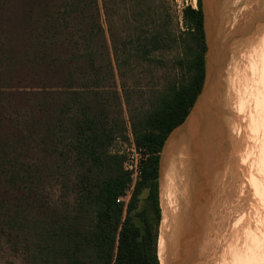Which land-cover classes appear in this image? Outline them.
Returning <instances> with one entry per match:
<instances>
[{"label":"trees","instance_id":"1","mask_svg":"<svg viewBox=\"0 0 264 264\" xmlns=\"http://www.w3.org/2000/svg\"><path fill=\"white\" fill-rule=\"evenodd\" d=\"M174 6L0 0V241L25 264H160V156L201 94L208 50L198 0L183 10L176 61L187 81L135 103L146 99L141 76L180 48ZM130 137L146 160L123 203L131 174L113 146Z\"/></svg>","mask_w":264,"mask_h":264},{"label":"bare ground","instance_id":"2","mask_svg":"<svg viewBox=\"0 0 264 264\" xmlns=\"http://www.w3.org/2000/svg\"><path fill=\"white\" fill-rule=\"evenodd\" d=\"M221 2L204 0L203 88L160 156L161 264H264V0H223L234 23Z\"/></svg>","mask_w":264,"mask_h":264},{"label":"rangeland","instance_id":"3","mask_svg":"<svg viewBox=\"0 0 264 264\" xmlns=\"http://www.w3.org/2000/svg\"><path fill=\"white\" fill-rule=\"evenodd\" d=\"M197 1L198 0H175L174 10L175 12L178 13V18L176 17L175 22L180 23V29H179L180 30V48L175 47L172 50H169L163 55H161L162 59L165 61V64L161 69H153V72H154L153 74L148 73V74H144L141 76V80H142L141 82L143 86L145 87V91H146V96H145L146 99L145 101L144 100L140 101V99H137V98L134 99L135 103L141 108L149 107V100H150L149 98H150L151 92L156 90V88L158 90L161 89L166 84V82L176 81L182 84L187 81L189 73L188 72L186 73L181 67L180 69L177 68L176 61L179 58L181 61L183 57H185L184 51L182 49V41L184 38L182 35L186 32V27L183 21V10H185L188 7H193L197 9ZM210 2L213 3V0H210ZM216 8H217V12L219 11L221 15L224 17V20H229L230 22L234 23L236 21L235 19L239 17V16H236L237 14L234 13V10L232 9V7H230L229 5L223 4V0L221 2L220 7L217 5ZM202 9L204 12V0H202ZM173 13L174 12H172V14ZM137 105H134V106L137 107ZM125 143L126 142H123L122 140L117 139L113 146L114 151L117 152L119 150H122ZM51 196L53 200L55 201L58 200L59 198L58 190L57 189L53 190L51 192ZM138 200H139L138 206H139L140 201H141L140 205L143 206V202H144V206L138 209L139 211L137 210V213L142 212L145 209L146 198H144V196H141L140 199ZM253 245L257 247L255 244ZM158 257H159V254H158ZM0 264H25V262L19 253L11 250L7 246H5V244L2 241H0Z\"/></svg>","mask_w":264,"mask_h":264},{"label":"built area","instance_id":"4","mask_svg":"<svg viewBox=\"0 0 264 264\" xmlns=\"http://www.w3.org/2000/svg\"><path fill=\"white\" fill-rule=\"evenodd\" d=\"M117 152L126 157L124 168L125 171L131 174L132 183L130 185V189L127 195L124 198L120 199L121 202L128 203L127 201H129L128 199H130L131 193L133 192L135 185L141 179L143 162L146 160V157L142 154L140 150L136 149L132 137H130L128 143L124 144L122 150H119Z\"/></svg>","mask_w":264,"mask_h":264},{"label":"water","instance_id":"5","mask_svg":"<svg viewBox=\"0 0 264 264\" xmlns=\"http://www.w3.org/2000/svg\"><path fill=\"white\" fill-rule=\"evenodd\" d=\"M149 195H150V189H145V190L142 192V194L139 196V199H140L141 196H144V198H146V200H147L148 197H149ZM140 203H141V201H140ZM140 203H139L138 209H140V208H142V207L144 206V202H143V206H141ZM138 211H139V210H138Z\"/></svg>","mask_w":264,"mask_h":264}]
</instances>
